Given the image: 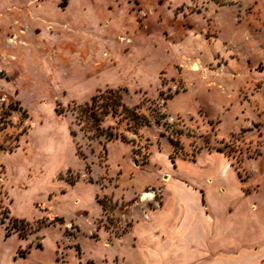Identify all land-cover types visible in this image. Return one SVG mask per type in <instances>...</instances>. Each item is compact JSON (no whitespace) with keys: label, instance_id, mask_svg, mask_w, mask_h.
<instances>
[{"label":"rangeland","instance_id":"1","mask_svg":"<svg viewBox=\"0 0 264 264\" xmlns=\"http://www.w3.org/2000/svg\"><path fill=\"white\" fill-rule=\"evenodd\" d=\"M259 1L0 0V264L262 258Z\"/></svg>","mask_w":264,"mask_h":264},{"label":"trees","instance_id":"2","mask_svg":"<svg viewBox=\"0 0 264 264\" xmlns=\"http://www.w3.org/2000/svg\"><path fill=\"white\" fill-rule=\"evenodd\" d=\"M259 68L264 69V64L259 65ZM122 95L119 93V91H110L109 95H104V93H100L95 95L92 98L91 103H85L82 106H79L78 109L80 110L81 114H83L85 111H93L96 107L99 109L101 108V111L103 113H108V108H111L112 114L117 113V108L121 107L122 109L126 111H130L121 101ZM98 101V103H97Z\"/></svg>","mask_w":264,"mask_h":264},{"label":"crops","instance_id":"3","mask_svg":"<svg viewBox=\"0 0 264 264\" xmlns=\"http://www.w3.org/2000/svg\"><path fill=\"white\" fill-rule=\"evenodd\" d=\"M259 4L264 6V3H262L261 1H259ZM257 62L259 65H262L264 63ZM254 64V62H252ZM261 74H264V69L263 71H258ZM262 90L264 91V83L262 86ZM264 93V92H263ZM228 258H227V263L230 261L231 264H250V258H249V253L245 252L244 250H228ZM262 252V258H258L256 261V264H264V247L261 250ZM211 264V263H210Z\"/></svg>","mask_w":264,"mask_h":264}]
</instances>
